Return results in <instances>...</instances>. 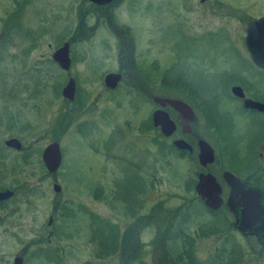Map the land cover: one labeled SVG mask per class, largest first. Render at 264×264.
Segmentation results:
<instances>
[{
	"label": "rangeland",
	"instance_id": "1",
	"mask_svg": "<svg viewBox=\"0 0 264 264\" xmlns=\"http://www.w3.org/2000/svg\"><path fill=\"white\" fill-rule=\"evenodd\" d=\"M14 1L0 0V187L13 190L0 209V264H11L23 245L46 233L49 214L48 262L28 256L25 264H159L162 247L155 237L167 229L166 222L126 232L123 247L122 231L135 223L133 214L147 213L158 201L173 210L192 197L188 186L198 166L167 146L161 153L154 140L167 145L172 136L148 126L156 105L142 91L192 106L190 126L212 147L209 170L221 183L224 149L235 157L248 141L264 136L263 115L243 112L229 93L232 82H249L264 100V71L243 45L246 17L264 13V0H218L229 5L223 11L216 0H122L117 19L134 40L140 83L132 87L125 75L112 89L102 78L119 63L113 47L107 51L99 44L109 36L94 24L92 6L81 0H29L7 18ZM78 16L85 37L75 32L68 40ZM64 40L74 51L67 73L75 80L74 99L66 103L60 95L65 71L50 58ZM80 104L79 111H63ZM62 112L68 117L54 129ZM226 133L230 139L223 142ZM11 136L21 142L19 150L3 145ZM52 140L59 144L61 161L48 174L40 153ZM195 203L181 229L193 238L196 261L264 264L255 240L228 228L232 218L223 204L212 215ZM202 227L216 233L201 236ZM180 237L175 242L170 237L164 246L169 259L179 250ZM110 246L105 256L96 255ZM125 250L130 251L127 263Z\"/></svg>",
	"mask_w": 264,
	"mask_h": 264
},
{
	"label": "water",
	"instance_id": "2",
	"mask_svg": "<svg viewBox=\"0 0 264 264\" xmlns=\"http://www.w3.org/2000/svg\"><path fill=\"white\" fill-rule=\"evenodd\" d=\"M93 3L102 4L110 0H89ZM243 43L251 61L264 71V16L249 21L244 28ZM51 60L62 69L66 70L69 66L68 42L63 41L56 47L51 55ZM120 79L117 72H107L102 78L103 85L106 88H114ZM230 93L236 97H243V92L238 85H232ZM75 93V82L72 77H68L60 88V95L69 101L73 100ZM150 99L159 107L154 108L150 113V121L154 127H158L160 133L167 137L173 132L175 125L169 118L168 113L160 107L167 104L184 119V132H189V122L194 119V114L189 105L175 98H165L157 95H151ZM243 105L248 108H257L264 110V104L249 98L243 99ZM171 144L176 149H185L191 152L192 147L182 138H175ZM3 145L14 150H19L21 142L16 137H7L3 140ZM196 160L199 166L206 167L214 160L212 147L202 138L196 141ZM40 160L44 169L48 173H54L61 161L59 144L56 140L47 143L41 150ZM221 179L227 186V192L224 197V205L232 216V226L235 230L245 236H254L261 249L264 250V205L260 202V190L244 179H239L231 172L224 170L221 173ZM51 188L54 192L59 191V185L52 183ZM194 193L200 199L202 204L215 210L223 202L221 196V186L215 176L207 169L198 171L194 183ZM11 189L0 190V199L11 196ZM50 223V217L48 218ZM21 258H13L12 264H20ZM163 264V263H159Z\"/></svg>",
	"mask_w": 264,
	"mask_h": 264
},
{
	"label": "flooded vegetation",
	"instance_id": "3",
	"mask_svg": "<svg viewBox=\"0 0 264 264\" xmlns=\"http://www.w3.org/2000/svg\"><path fill=\"white\" fill-rule=\"evenodd\" d=\"M203 1H205V0H199V2H203ZM27 2H29V0H18V1L15 0L14 1V3H15L14 7L15 8L13 10V13L9 14L7 16V18H9L10 15L11 16L14 15V12L16 10L20 9L21 7H23V5L25 3H27ZM81 2H87V4H89L90 6L93 7L94 11L92 13V18H93L94 24L102 25L105 28V30L107 31L104 34H107L109 36V38H102L101 37V42H99L100 40L98 41L99 44L101 43L100 45L102 47H105L104 49H106L107 51H109L111 49V47H113L114 48L113 50L115 51L114 58L116 59V61L118 63L120 61V57L127 62L128 58L125 56V54H127V52L130 54V51H132V53L134 54L135 43H134V40L132 41V38L130 36L131 33H130L129 28L125 24L119 22V20L117 19V13L119 12V6H120L122 0H110V1L102 3V4L93 3V2H90L89 0H81ZM216 3L219 4L218 6H216V8L222 9V11L228 9V7H229V5L226 2H224V1L216 0ZM260 16H264V13H258V15L254 16V17H246L245 26H246V24L249 21H251L253 19H256V18H258ZM75 19L76 20H75L74 26L72 27L73 31L71 33V36L68 38V40L73 39V34L75 32L76 33L78 32L77 23H78V20H79V16L75 17ZM245 26H244V28H245ZM1 29H2V27H1ZM67 29H68V27L65 26L64 30H67ZM1 35H2V31H0V37H1ZM68 40H64V41L68 42V57H69L68 69H69V67H70V65H71V63L73 61V58H74V54H73L74 51L70 47V43L71 42L68 41ZM243 45H244V43H243ZM244 47H245V45H244ZM123 65H125V64H123ZM258 68L261 69L260 67H258ZM68 69L63 70V71H65L64 74L66 76V80H67L68 77H71L67 73ZM109 72H117V73H119L120 74L119 81L121 79H123V76L126 75L128 80H136L137 82L140 83V80H139L138 76H136L134 74V72H135L134 70H128V71L122 72L117 67L114 71H109ZM73 80H74V78H73ZM74 82H75V80H74ZM232 83L233 84L229 85V89H230V86H232V85H238L241 88L242 92H243V97H236V96L232 95L230 93V91H229L230 97L233 98L235 101H237V103L239 104L241 110H243V112H250V111L251 112H256V113H258L260 115H263V117H264V110H258L257 108H248V107H245L243 105V99L244 98H249V99H252L254 101H257V102H260V103L264 104V100L260 98L258 93L251 89L250 83L249 82H247V83L244 82L242 84L239 83V82H232ZM108 89H110V88H108ZM142 93H144L143 95L145 97L148 96L149 98H150L151 95H156V94L150 93L146 89L143 90ZM157 96H160V95H157ZM160 97L175 98V97H167V96H160ZM63 99L65 100V103L73 101V100L69 101V100H67L65 98H63ZM73 99H74V97H73ZM175 99H179V98H175ZM179 100H181V99H179ZM181 101H183L187 105H189L191 110H192V106L188 102H186L184 100H181ZM155 105H156L155 108L159 107L157 104H155ZM64 108L65 109L63 111L67 110L65 106H64ZM160 108L165 110L168 113L169 118L173 121V123L175 125V128H174L173 132L171 133V135L165 137L161 133L160 134L163 137H165V138H169V137L172 136L171 141L173 139H175V138H182L183 140H185L192 147L191 152H188V151L187 152L189 154L193 153L195 155V159H196V152H197L196 141H197L198 138H201V137L198 136L195 132H193L192 128L190 126V124L192 122H194V120H195V115H194V119L192 121H190L189 125H188L189 128H190V131L189 132H184L183 131V127L185 126L184 125L185 121L178 114V112L176 110L172 109L171 107H169L167 104H165L164 106H162ZM192 112H193V110H192ZM193 114H194V112H193ZM263 122H264V120H263ZM156 128L158 129V127H156ZM229 139L230 138H229V134L228 133L223 135V140H224L223 142H225V141H227ZM235 139L237 141H239L240 140V135L239 134H235ZM223 153H224V156H225L226 165H222L223 168H221V170L218 171V175L220 177L221 183L217 180L216 176L209 170V166H210L211 163L207 164L206 167H201V166L198 165L197 160H196L198 169L196 170V173H195V180L192 182V190L194 191L193 186H194V183L196 181L197 172L198 171H205L207 169L210 173H212L215 176L216 180L218 181V183L221 186L222 192H223V190L227 192L228 188H227L226 184L224 183V181L221 179L222 171L227 170V171L231 172L234 176L238 177L239 179H244L247 182H249L250 184H252L254 186H257L258 189L260 190V202L264 205V136L263 137H258V138H255L253 140L248 141L246 143V149H245L244 153H241V152L239 153L238 151H236L235 154H237V156H235V157H233V155L230 153V151L228 152V154H226L225 149H224ZM0 157H1V155H0ZM232 159L234 160L233 162L231 161ZM48 174H53V173H48ZM3 189H6V188H1L0 187V190H3ZM222 192H221V194H222ZM12 195H13V193H12ZM11 196H9V197H7L5 199H0V209L2 208L4 202L6 200H8ZM93 196L97 197V195H93ZM222 204L224 205V198H223ZM217 209H215V210H217ZM209 210H211V209H209ZM215 210H213V211H215ZM145 215H146V213H140V211L137 212V214H133L132 215V219H133V222H135V223L134 224L131 223V224L125 226V228H124V230L122 232L123 233H125V231L126 232H131V230H134L135 232H137L138 230H140V228L142 226L146 225V216ZM95 216L98 218L97 215H95ZM49 217H50V222H51L50 214L48 215V217H47V219L45 221V226H46L45 231H46V233L45 234H39V235L37 234L32 239H30V241L28 242L27 245L26 244L23 245L20 248V251L16 255H14L12 257L11 264H12L13 258L16 257V256L21 258L20 264H25L26 258L28 256H31V257L43 256V259L46 262H48V260H47L48 257L47 256H49L50 252H51V247H50L51 230L49 229L50 223H48V220H49L48 218ZM231 218H232V216H231ZM0 223H1V215H0ZM107 226H108V229H109V232H110V229H112L113 226H111L110 224L107 225ZM243 236H245V235H243ZM249 237L254 239L255 242L257 243V241H256L254 236H249ZM257 245L261 249V247H260V245L258 243H257ZM29 247H33L34 249L32 251H28ZM262 252L264 253V250H262Z\"/></svg>",
	"mask_w": 264,
	"mask_h": 264
},
{
	"label": "trees",
	"instance_id": "4",
	"mask_svg": "<svg viewBox=\"0 0 264 264\" xmlns=\"http://www.w3.org/2000/svg\"><path fill=\"white\" fill-rule=\"evenodd\" d=\"M77 28H78V33L80 34V36L85 37V32H84V29H83V26L81 23V17L80 16H79ZM73 35L75 36V33ZM125 56L128 58V61L126 62L125 60H123L120 57L119 66H118L119 70H121L122 72H125L128 70H136V65L134 63L132 51H130V54L127 52V54H125ZM123 64H125V65H123ZM126 82L129 85H131L132 87L133 86L137 87L139 85V82H137L136 80H127ZM147 98H149V97L147 96ZM81 106H82V104H80L77 109L72 107L71 109H67L66 111H68V110L79 111ZM67 117H68V115H66V113H64V112L60 113V115L56 118V120L54 122V124H56V125L53 128L56 129L59 127V125H62L61 123H64V121ZM148 126L151 127L152 129L158 130L156 127H153L150 123ZM148 126H147V128H148ZM154 142L162 150L161 153L163 152V149L166 148V146H167L168 148L174 150L179 157L187 156V157L191 158L195 164H197L196 159H195V155L193 153L189 154L187 152V150H185V149H176L171 143L164 145L161 141L154 140ZM1 157H3V156L1 155ZM190 182L191 183H190V186H188V189L190 187L192 190L193 180H191ZM195 202H199L201 204V206L203 207V209L212 215H217V212L220 209V208H218L217 210L213 211V210H209L208 208H206L201 203L200 199L195 195L194 191H193L192 197H190L189 199H186L184 202H182L178 207H176L173 210H169V209L164 208L161 201L156 202L155 204H153L148 209V212L145 215L147 225L148 224L153 225L154 223H156L155 224V226H156L157 224H163L165 222L168 225L167 229H165L162 232H158V234L155 237V242H156L155 244L162 247V252H161L162 256L159 257L158 263H163V264H172V263H175V264H201V262L196 261L194 255L191 253V245H192L193 238L190 235H188L187 233H185L184 230L181 229V226H182L181 224H183V222L184 223L186 222L187 217L189 215V212L187 209L190 208L191 206H193V204H196ZM171 220L174 221V224L171 222ZM226 223H227V226L229 229H234L232 226L231 220L226 221ZM168 232H169V234H168ZM212 232L216 233V231H213V230L211 231L210 229H208L206 231V230H204L203 227L198 229V233L201 236L207 235L208 233H212ZM125 234H126V231H125V233H122V236L120 239L121 247L124 246L123 242L125 241V237H126ZM179 236L182 237V238L180 237L181 238L180 239L181 244L178 248L179 250L178 251L175 250L176 252H174L173 257L169 259L167 256V250H165L164 246H166L167 241L169 240L170 237L172 238V242H175V240L178 239ZM122 243H123V245H122ZM110 249H111V246H110L108 252L99 251L96 255L98 257H103L106 255V253L108 254L110 252ZM129 252H128V250H125L123 258L128 257L130 259V256H129L130 253ZM125 260L127 263V258Z\"/></svg>",
	"mask_w": 264,
	"mask_h": 264
}]
</instances>
